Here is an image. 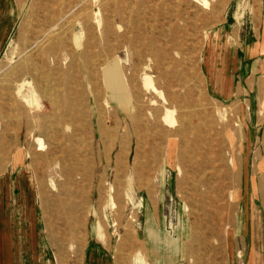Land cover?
Returning <instances> with one entry per match:
<instances>
[{
	"label": "rangeland",
	"instance_id": "rangeland-1",
	"mask_svg": "<svg viewBox=\"0 0 264 264\" xmlns=\"http://www.w3.org/2000/svg\"><path fill=\"white\" fill-rule=\"evenodd\" d=\"M205 1L0 0V264H246L264 249L263 172L241 169L238 109L201 67L223 23L259 40L264 0Z\"/></svg>",
	"mask_w": 264,
	"mask_h": 264
},
{
	"label": "crops",
	"instance_id": "crops-1",
	"mask_svg": "<svg viewBox=\"0 0 264 264\" xmlns=\"http://www.w3.org/2000/svg\"><path fill=\"white\" fill-rule=\"evenodd\" d=\"M5 13L2 11L1 17ZM252 36L253 40L249 28L247 31L239 32L234 26L221 24L209 32L201 67L206 79L208 95L217 102L227 106L234 105L238 109L237 120L240 126L235 129L241 138L238 148L241 169L255 168L259 174L263 172L264 175V8L259 40L255 39L254 32ZM251 130L254 134H258L256 148L250 141ZM236 131L233 133L234 136ZM251 153L257 155L252 162ZM262 211L263 214H260L261 210L258 211L257 228L258 233L263 234L264 238V223H262L264 207ZM249 229V224L243 226L242 235L249 232ZM5 231L6 229L0 232L2 263L6 262L4 258L9 256L8 249L3 248L7 243ZM237 233L236 231V235ZM229 264H235L234 260H230ZM246 264H264V249L253 248Z\"/></svg>",
	"mask_w": 264,
	"mask_h": 264
},
{
	"label": "bare ground",
	"instance_id": "bare-ground-1",
	"mask_svg": "<svg viewBox=\"0 0 264 264\" xmlns=\"http://www.w3.org/2000/svg\"><path fill=\"white\" fill-rule=\"evenodd\" d=\"M203 4H207V1L202 0ZM52 20V18H51ZM72 22V21H71ZM70 22V23H71ZM67 27V26H66ZM62 31V30H61ZM68 31V30H67ZM70 32V31H69ZM68 32V33H69ZM50 34V33H49ZM48 35V34H45ZM51 35V34H50ZM55 35V34H54ZM65 36V35H64ZM48 37H53L52 36H48ZM49 38V39H50ZM47 39V38H46ZM43 40V39H42ZM48 40V39H47ZM39 43V42H38ZM44 43V42H43ZM42 43V44H43ZM46 43V42H45ZM44 43V44H45ZM50 43V42H48ZM41 46V45H40ZM39 46V47H40ZM12 70V69H11ZM104 82L106 85V88L109 90L110 93V98L111 100H113L115 103H117L118 107L124 111L127 112L128 108H129V102L127 100V89L124 85V80L123 77L121 75V72L118 68V66H111V67H107L104 70ZM31 86V83L29 81H23L22 83L19 84L18 87V91L17 93L22 97L24 103L29 107V108H33V107H40V103L37 100V97L35 95V93H31V96H25L24 95V91L29 88ZM145 86L150 89L153 93H157L159 94L160 97L164 98L162 92L158 91L155 86L153 85V81L151 80L150 77L146 76L145 77ZM35 97V98H34ZM52 101V100H51ZM108 104V103H107ZM153 104H155V102H153ZM41 108V107H40ZM174 111L168 108H165L164 110V114L161 117V120L164 121L165 123H167L169 126L174 127L175 124L177 123V121L175 120L174 116ZM55 125H58L60 122V117H55ZM134 121V120H132ZM36 142L39 144V150L40 151H45L46 147L43 144V141L38 138L36 140ZM118 156V155H117ZM125 244V243H124ZM126 246V245H125ZM118 252V251H117ZM121 252V250H120ZM120 252H118L120 254ZM117 253V254H118ZM123 254V253H122ZM121 255V254H120ZM120 259V258H119ZM119 263V262H118Z\"/></svg>",
	"mask_w": 264,
	"mask_h": 264
}]
</instances>
